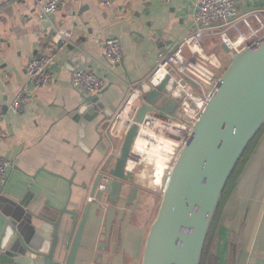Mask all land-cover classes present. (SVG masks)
Instances as JSON below:
<instances>
[{
	"label": "crops",
	"instance_id": "0c3cea01",
	"mask_svg": "<svg viewBox=\"0 0 264 264\" xmlns=\"http://www.w3.org/2000/svg\"><path fill=\"white\" fill-rule=\"evenodd\" d=\"M37 1L0 0V126L8 135L0 138V155L14 164L0 194V238L9 200H27L40 210L49 202L82 215L92 203L76 264H142L163 180L150 179L155 180L152 189L145 186L146 176L134 175L143 192L139 207L129 222L120 223L121 232L113 229L109 246L102 242L109 205L90 202L92 188L121 149L123 141H115L108 128L130 85L145 80L160 54L192 30L196 0H115L110 7L97 0H64L51 19L39 17ZM239 9L242 14L264 9V0H239ZM57 30L73 33L66 47L59 44ZM109 37L119 38L123 49L116 66L105 56ZM218 44V38L206 39L203 49L225 67L228 59L219 55ZM38 56L54 57L50 69L56 81L33 92L26 68ZM79 69L106 82L99 94L104 111L86 128L74 120L84 96L72 86V72ZM24 91L32 98L23 113L15 114L9 107ZM210 254L218 264H264V135L223 204Z\"/></svg>",
	"mask_w": 264,
	"mask_h": 264
},
{
	"label": "water",
	"instance_id": "95a60500",
	"mask_svg": "<svg viewBox=\"0 0 264 264\" xmlns=\"http://www.w3.org/2000/svg\"><path fill=\"white\" fill-rule=\"evenodd\" d=\"M220 47L230 64L227 68L213 64L220 72L219 85L201 118L192 126L164 182L142 264H202L228 183L264 128V42L238 54L224 43ZM214 75L219 74L214 71ZM170 78L145 96L135 116L136 123H143L153 113L177 117L184 92L172 98L167 87ZM182 84L186 85V81ZM176 86L175 82L173 88ZM82 98L74 120L86 128L104 109L99 94ZM138 131L137 124L130 128L121 149L112 155L114 166L103 170L92 188V198H98V193H102L99 185L102 180L107 181L102 198H98L100 203L109 205L102 231V242L107 246L113 229L121 232V224L130 221L142 198L134 173L126 170ZM91 208L89 203L82 215L67 207L55 208L49 202L40 210L27 200H9L3 215L5 233L0 238V264H76Z\"/></svg>",
	"mask_w": 264,
	"mask_h": 264
},
{
	"label": "built area",
	"instance_id": "2783aa9c",
	"mask_svg": "<svg viewBox=\"0 0 264 264\" xmlns=\"http://www.w3.org/2000/svg\"><path fill=\"white\" fill-rule=\"evenodd\" d=\"M3 1L7 4L11 2V0ZM97 1L104 7H110L115 0ZM63 2L64 0H38L36 9L39 17L51 19L58 12ZM231 34L237 36L238 41H235ZM73 36L71 32L57 30V38L62 47L69 45L73 40ZM212 38L220 39L221 43L227 45L229 50L235 54L247 49L257 48L264 42V9L242 14L239 9V0H196L192 30L160 54L154 70L145 80L137 85H130L128 97L109 124L110 136L118 142L123 141L134 124L139 127L138 135L126 165L128 172L133 173L138 167L148 165L140 161L135 146L137 140L143 136L142 134L146 135L145 132L148 128L153 127L157 132L163 131L164 135L174 142V155L167 162L169 164L162 181L163 187L157 188L161 192H163L164 182L169 178L179 151L187 142L192 126L201 118L219 85L220 74L214 75V61L207 56L203 49L204 41ZM2 40L0 36V44ZM104 51L111 66L121 63L123 49L119 38H107ZM54 60V57L48 56H38L30 60L26 71L30 77L33 92L45 90L56 81V76L50 69ZM168 76L171 78L167 87L172 98L176 99L180 97V92H184L177 117L171 119L153 113L148 114L143 123H136L135 116L140 105L144 102L145 96L158 88ZM71 80L72 86L83 95H98L106 88L103 77L83 69L74 70ZM182 81H186V85H183ZM175 82L177 86L173 88ZM191 82L195 83L198 88L195 89ZM31 95L32 93L26 91L20 93L9 109L15 114L23 113L32 98ZM1 117H3V112L0 110ZM151 119H154V124H149ZM178 126L184 129L183 134H179V136L174 132ZM7 137L8 135L0 126V138L5 139ZM130 160H139V163L134 164L135 167L132 170H130V164H132L129 163ZM13 168L14 164L0 155V194H2ZM106 183L105 179L102 180L99 185L100 192L105 191ZM97 200L99 199L91 198L90 202Z\"/></svg>",
	"mask_w": 264,
	"mask_h": 264
},
{
	"label": "bare ground",
	"instance_id": "6f19581e",
	"mask_svg": "<svg viewBox=\"0 0 264 264\" xmlns=\"http://www.w3.org/2000/svg\"><path fill=\"white\" fill-rule=\"evenodd\" d=\"M149 124H154V119H151L149 121ZM174 132L179 136V134H183L184 129L178 126L177 130H174ZM145 134L146 135L142 134L143 136L137 140L135 145L136 152L140 156V161L148 164L151 167H154L156 165H164L168 168L167 165L169 163L167 162H169L171 156L174 155V142L172 140H169L164 135L163 131L157 132L153 127L148 128ZM129 163H132L130 164V170H132L135 167L134 164L139 163V160H130ZM161 187H163V185ZM159 193L162 194L161 191ZM98 201L101 202V199L94 202Z\"/></svg>",
	"mask_w": 264,
	"mask_h": 264
},
{
	"label": "trees",
	"instance_id": "16d2710c",
	"mask_svg": "<svg viewBox=\"0 0 264 264\" xmlns=\"http://www.w3.org/2000/svg\"><path fill=\"white\" fill-rule=\"evenodd\" d=\"M263 135H264V128L261 130V132L255 138V140L250 144L248 150L246 151L244 157L240 161L236 171L234 172L231 180L228 183V186H227L226 191H225L224 196H223V200H222V204H221L219 213H218L217 218H216V222H215V224H214V226L212 228V231L210 233L209 239H208L207 244H206V249H205V252H204V258H203L202 264H218L217 263L218 260H216L214 258V256H212L210 254V247H211V244H212L213 232L215 231V227H216V225L218 223L219 216L221 214V209H222L223 204L225 203L226 199L228 198L229 194L231 193V191H232V189H233V187L235 185V181L237 180L238 176L240 175L244 165L246 164V162L249 159L251 153L256 148L258 142L260 141V139L262 138Z\"/></svg>",
	"mask_w": 264,
	"mask_h": 264
},
{
	"label": "rangeland",
	"instance_id": "374dc122",
	"mask_svg": "<svg viewBox=\"0 0 264 264\" xmlns=\"http://www.w3.org/2000/svg\"><path fill=\"white\" fill-rule=\"evenodd\" d=\"M231 36L234 38L235 41H238L237 36H235L234 34H231ZM218 48H219V50H218L219 55L220 56H223V52H222L221 47H220L219 44H218ZM229 64H230V61L228 59L227 62H226V64H225V67L224 68H227ZM167 169L168 168L165 167L164 165H156L154 167H151V166H148V165H146L144 167V165H143L142 167H138L136 169V171H134V175L139 173V174H142L143 176H146V178L148 180L145 181L146 182V185L145 186H147L148 188L149 187H152V189H155V186L151 185V184H153V182L155 183V180H150V179L156 178L155 176L157 175V179L163 180L164 175L166 174V170ZM160 194L161 193H159L158 208H159V205H160V202H161V195ZM156 212L157 211L155 210V212H154V214L152 216V221L155 219V213Z\"/></svg>",
	"mask_w": 264,
	"mask_h": 264
},
{
	"label": "flooded vegetation",
	"instance_id": "af4514ba",
	"mask_svg": "<svg viewBox=\"0 0 264 264\" xmlns=\"http://www.w3.org/2000/svg\"><path fill=\"white\" fill-rule=\"evenodd\" d=\"M219 213V212H218ZM217 218V217H216ZM215 222H216V219H215ZM215 222H214V224H215ZM214 224H213V226H214ZM213 228V227H212ZM212 231V230H211ZM210 236V235H209ZM209 239V238H208Z\"/></svg>",
	"mask_w": 264,
	"mask_h": 264
}]
</instances>
